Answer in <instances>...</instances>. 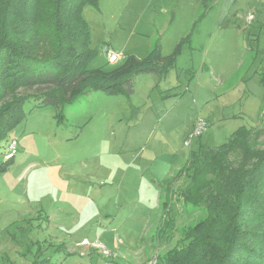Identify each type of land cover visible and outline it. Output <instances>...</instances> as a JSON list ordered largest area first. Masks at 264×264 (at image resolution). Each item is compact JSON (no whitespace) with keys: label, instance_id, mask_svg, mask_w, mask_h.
I'll return each instance as SVG.
<instances>
[{"label":"rangeland","instance_id":"374dc122","mask_svg":"<svg viewBox=\"0 0 264 264\" xmlns=\"http://www.w3.org/2000/svg\"><path fill=\"white\" fill-rule=\"evenodd\" d=\"M235 15L240 31L218 28L225 18L234 21ZM251 15L254 20L249 23ZM84 17L98 53L92 69L111 71L130 56L144 59L157 44L163 56H170L190 35L191 47L188 43L181 47L175 69L165 77L137 76L129 96L90 91L65 106L63 121L53 106L35 109L33 101L26 104L18 148L29 147L32 162L40 166L33 175L27 172L31 161L23 169L0 173V264H31L39 256H53L47 232L37 224L46 220V214L42 212L40 221L32 215L21 220L19 216L27 209L38 210L33 204L38 199L41 208L49 211L54 187L72 184L79 192L86 184L98 188L101 182L114 193L109 210L120 205L121 216L108 232L98 230L99 241L117 257L113 228L118 227L124 239L121 254L128 253L133 261L155 244L158 260L208 212L205 205L185 203L182 191L190 181L184 177L174 180L173 194L162 192V203L168 199L175 211L174 221L167 224L153 182L173 179L193 151L219 149L241 127L252 130L254 148L264 150V88L259 80L264 0H101L98 7H87ZM196 19L202 21L194 23ZM105 45L121 53L122 59L110 64L102 51ZM199 120L207 122V129L201 136H192ZM232 157L233 168L240 169V155ZM66 169L68 179L60 178ZM34 177L41 178L38 184ZM93 199L97 202L83 200L91 217H84L77 228V236L91 240L100 226L96 224L100 219L92 223L91 232L85 226L99 215L100 200ZM79 212L84 216L82 209ZM99 257L95 259L101 263ZM52 261L58 264L55 256Z\"/></svg>","mask_w":264,"mask_h":264},{"label":"trees","instance_id":"16d2710c","mask_svg":"<svg viewBox=\"0 0 264 264\" xmlns=\"http://www.w3.org/2000/svg\"><path fill=\"white\" fill-rule=\"evenodd\" d=\"M100 2L0 0V173L14 165L15 158H4L28 102L35 109L53 106L63 121L65 106L90 91L129 96L137 76L165 77L175 69L181 47H191L190 35L170 56H163L157 44L144 59L130 56L111 71L92 69L98 53L84 11ZM231 23L226 20L223 26ZM261 65L264 88V51ZM252 134L241 127L221 148L193 151L173 179L158 184L173 194V183L186 177L185 203L205 205L208 212L158 264H264V150L254 148ZM234 154L242 159L240 169L233 168ZM162 209L164 221H174L172 202L163 200ZM32 264H52V259L39 256Z\"/></svg>","mask_w":264,"mask_h":264},{"label":"crops","instance_id":"0c3cea01","mask_svg":"<svg viewBox=\"0 0 264 264\" xmlns=\"http://www.w3.org/2000/svg\"><path fill=\"white\" fill-rule=\"evenodd\" d=\"M212 1L213 0H209V3H212ZM208 5L209 4H206V5L204 4L205 7H208ZM200 7L201 9L198 10V14L201 13L203 5ZM236 15H235V20L234 21L232 20V23L229 24L227 27L223 26V23L226 20H228L227 18H225L219 23L218 28H221V29L238 28L237 30L240 31L238 22L236 20L237 19ZM256 19L257 18H255V20ZM198 21L200 23L202 20L196 19L194 20V23H197ZM121 56L123 55L121 54ZM253 59L254 60L257 59L256 55L253 56ZM21 130H22L21 126H19L12 134V136L18 140V143H20L19 137L21 136L20 135V133L22 132ZM24 132H27V129H25ZM24 146H25L24 150L19 151V154L16 156L14 160V165L10 169L11 171H17L18 169H23L25 165H27L30 161L32 162V160H34V154L29 152V147H27L25 144ZM62 160L64 162V161H67L68 159L62 158ZM63 162H61V164H63ZM39 166H40L39 163L36 165L34 162H32L30 166L28 167L27 172L33 175L36 172L37 168H39ZM69 171H70L69 169L61 171L59 175L60 178H61V175H63L65 179H68L67 175H69ZM34 178L36 179H33V182L38 184L41 178L40 177H34ZM165 182H162V184ZM16 183L17 182H15L14 184ZM153 183L155 185L156 190L157 191L159 190L158 192L159 205H160L161 215H162V191L164 190H162L158 186L159 183H156V182H153ZM13 187H16V186H13ZM52 192H53V201L49 208V211H47L45 208H41L42 204L40 200L38 199L37 203H33V204L38 205V210L37 209L36 210L27 209L26 211L23 212V214H21V216L19 215L18 216L20 217L19 220H21V219H25L26 217H29L30 215H32V219L39 218L38 221H40L41 217L45 216L46 214V220L49 218V223L45 224L46 220H44L43 218V223L37 221L38 222L37 224L41 226V229L43 230L44 234L47 232L48 240L46 238L45 239L50 242L49 244H50L51 250L54 251L53 256H55V261H58V264H61V263H64V264L66 263L67 264H145V262L149 261L150 258L156 256L155 255V252H156L155 244H152L151 247H148L149 249H147L148 251L147 254L143 253L144 255L141 256L140 258L138 256L134 257L133 261L131 260V257L128 253L121 254L120 250L124 246V239H123V235L122 237L120 236L119 234L120 231L118 230L119 229L118 227L113 228L114 232L116 233L117 239H118L117 244H115V242L113 244L114 245L113 250H115L116 252H119L117 254L118 255L117 257L106 259L102 257L101 255H99L100 253L96 251L95 249L91 247L80 246V243L84 239H88L91 242L99 241V238L101 236L99 231L101 230V228H104L105 232H108L109 229H112L113 223L118 221L119 217L121 216V210L119 209L121 207L120 205L117 206L118 210H109L108 207L110 206L111 199L113 197L112 195L114 193L111 192V190L107 188V185H105L104 182H101V185L98 188L95 186H92L91 184L90 185L86 184L79 192L77 191V187L73 186L72 184L61 185L59 187H54ZM77 192L78 194L79 193L81 194L80 195L82 196L81 199H79V197L77 196ZM85 198L90 199L91 202H97L93 198L100 200L98 202L100 203V209L98 213L99 215L96 214L93 219L91 220L89 219L87 220V223H85V226H88L87 229L89 230V232H91L94 230V229L92 230V227H93L92 223L96 219L101 220V222L100 220L96 221V224H99L100 226L97 227L96 233L97 232L98 233L96 234V236H94L92 240L89 238V236H82V238L77 236V234L79 233L77 228L80 225L82 219L84 217L85 219H87V217H91V215L89 216V212H88L91 210L88 209V205L86 204L85 201H83ZM102 199L104 201H102ZM80 209L84 211L83 212L84 216H82L81 213L79 212ZM102 209L105 215L101 212ZM42 212L45 214L43 215ZM102 217L105 218L103 222H102V219H103ZM97 255L100 256L99 261L101 263H99L95 259ZM159 255H161V253ZM53 256H51L50 258L53 259Z\"/></svg>","mask_w":264,"mask_h":264},{"label":"built area","instance_id":"2783aa9c","mask_svg":"<svg viewBox=\"0 0 264 264\" xmlns=\"http://www.w3.org/2000/svg\"><path fill=\"white\" fill-rule=\"evenodd\" d=\"M253 20H254V16L253 15L249 16L248 19H247V21L249 23H251ZM102 51L106 55L107 60H108V62L110 64H115V63H117L118 61L121 60V57H122L121 54L116 52L109 45L103 46ZM206 129H207V122H205L203 120H199L197 125H196L195 132H194V134L192 136H194V135L201 136L202 133ZM18 152H19L18 142H17V140L14 139L8 145V149H7V152L5 154L4 160L5 161L10 160L12 157H15L18 154ZM80 246L91 247V248L95 249L96 251H99L105 257L113 258L115 256L100 241L91 242L88 239H84L80 243ZM146 264H158V260L156 258H153L150 261H148Z\"/></svg>","mask_w":264,"mask_h":264}]
</instances>
